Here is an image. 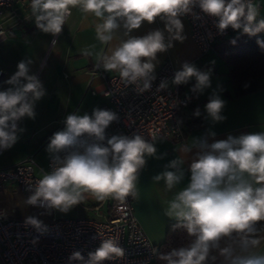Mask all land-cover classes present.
Returning <instances> with one entry per match:
<instances>
[{
  "label": "clouds",
  "instance_id": "9594fccd",
  "mask_svg": "<svg viewBox=\"0 0 264 264\" xmlns=\"http://www.w3.org/2000/svg\"><path fill=\"white\" fill-rule=\"evenodd\" d=\"M79 7L91 13L99 23L95 26L96 38L101 44L118 43L107 52L97 53L105 71H118L126 85H134L138 93L148 91L156 79L154 61L157 54L173 47V41L183 43L184 25L181 17L193 15L194 9L216 18L215 27L223 34L231 27L241 30L249 37L264 32V19L257 20L258 7L253 0H31V16L36 27L46 34L57 36L72 14ZM164 29L135 37L130 33L139 29L143 22L152 24L157 19ZM121 29L122 37H118ZM165 32L167 33V42ZM56 40L52 41L53 46ZM235 44L236 40L230 41ZM264 50V40L257 39ZM85 56L93 53L83 50ZM32 61L22 60L17 71L7 80L11 87L0 91V149H10L24 129L18 122L28 117L35 119V103L46 91L35 74H29ZM211 71H201L194 64L184 62L181 70L174 73L173 85L188 84L194 93H203L211 86ZM168 81L162 80L157 91L166 89ZM108 95V94H106ZM226 101L213 92L204 106L207 117L213 122L226 119L222 115ZM194 116L201 115L197 108ZM118 120L110 110L93 109L91 115L71 113L66 116L64 128L50 138L46 151L51 154L54 167L46 172L30 190L27 205L55 209L67 213L85 199V194L97 200L112 198L124 202L128 197L138 196L139 172L146 164V157H156L157 147L143 134L106 136V129ZM214 137L215 133H210ZM197 149L190 170V182L176 193L165 215L178 223L173 230L184 228L194 237L186 247L174 248L160 254L165 264H264V254H257L261 243L257 222L264 221V131L228 136L225 140L208 142L206 137L193 138L192 144L181 151L189 153ZM65 152L61 158L58 154ZM159 158V157H157ZM183 159H173L165 170L153 177L163 181L172 190L184 178ZM254 184L259 186H254ZM25 224L38 231H46L43 222L26 217ZM226 240L223 247L221 241ZM125 250L116 239H103L100 246L88 253L85 260L79 251L73 252L69 261L83 264H103L123 258Z\"/></svg>",
  "mask_w": 264,
  "mask_h": 264
},
{
  "label": "built area",
  "instance_id": "2783aa9c",
  "mask_svg": "<svg viewBox=\"0 0 264 264\" xmlns=\"http://www.w3.org/2000/svg\"><path fill=\"white\" fill-rule=\"evenodd\" d=\"M15 2L24 4L31 0H0V41L6 37L4 33L7 31L8 20L12 24L33 19L31 12L20 15L13 8ZM194 12L199 19L193 15L184 17L189 24L190 38L201 54L216 52L214 49L217 41L241 31L229 27L221 34L215 27L216 18L202 13L198 7ZM175 72L170 62L160 65L155 69L156 79L152 82L151 89L138 93L134 85L125 84L118 71L106 76L97 69L92 70L91 78L98 73L103 85L100 91H96L90 87L89 80L90 94L106 98L97 108L110 110L118 115V120L113 121L106 129V136L143 134L145 139L151 140L155 134L156 139L183 138L180 114L193 100V96L183 93L179 85L170 86L169 82ZM3 75L0 67V80ZM162 80H167L169 86L157 91ZM2 151L0 149V154ZM58 155L63 158L66 153ZM34 159V154H29L17 163L1 167L0 190L15 187L27 200L32 194L30 188L54 167L52 156L48 158L45 168L40 167ZM36 169L39 170V175L35 173ZM132 201V197L124 202L110 197L100 200L93 207L95 217L51 218L42 221L46 226V231L42 232L26 225L25 219L10 217L9 212L0 206V264H83L82 261H69V257L73 252L79 251L87 260L88 253L94 252L103 239H116L125 250L123 258L104 261L103 264H151L155 259L156 246L136 219ZM102 205H105L104 209L100 208Z\"/></svg>",
  "mask_w": 264,
  "mask_h": 264
},
{
  "label": "crops",
  "instance_id": "0c3cea01",
  "mask_svg": "<svg viewBox=\"0 0 264 264\" xmlns=\"http://www.w3.org/2000/svg\"><path fill=\"white\" fill-rule=\"evenodd\" d=\"M30 3L15 2L13 8L17 10L20 15L31 12ZM71 16L67 19L63 32V39L61 44L62 48L66 51L64 60V66L69 71L70 85L77 89L78 86L82 88V91L88 89V83L90 87L96 91L102 89L101 80L102 77L98 73L94 74L91 78V71L97 69L99 73L106 76H110L116 73V70L105 71L102 67L98 68L97 53H104L110 47H114L119 41L114 39L110 44L104 45L96 38L95 26L100 21L91 13H84L79 7L73 8ZM184 25V31L182 35L186 37L183 43L179 41H173V47L167 51L158 53L155 69L160 65L170 62L176 71L181 70L184 62L194 64L201 71H211L210 81L211 86L201 93H194L191 88L196 83L192 78L188 84H182L180 90L188 95L193 96V100L189 102V105L183 110L181 116H183V138H157L154 143L157 147L156 157H146V164L139 172V179L137 183L138 196L133 198L132 207L134 208L136 219L140 223L143 231L147 234L148 238L155 246H158L164 241L166 230L169 226L175 222H178L175 218H169L165 215V211L169 207V203L174 199L177 192L182 190L190 182V170L189 166L195 157L197 149L193 148L189 153H184L181 149L185 145H191L193 138L206 137L209 143L216 140H225L228 136L239 137L243 134H249L254 132L264 131V78L261 79L260 88L257 91L247 93L244 95L235 94L231 77L229 75L230 66L224 71H219V64L217 62L207 61V55L201 54L198 51V47L191 39L189 24L185 17H181ZM34 17L32 20L26 23H21L12 27L7 32L11 35L27 34L29 30L35 28ZM163 30L164 23L159 18L149 24L143 22L139 29L133 30L130 35L135 37H141L154 30ZM123 30L121 29L118 37H122ZM166 42L167 33L165 32ZM5 39H9L5 37ZM52 39H50V43ZM88 49L93 54L91 56H85L83 50ZM170 86H176L171 83ZM79 88V89H80ZM73 89V88H72ZM72 89L69 92L63 94V99L60 101V107H62L63 100L66 102L68 96L72 94ZM90 92V91H89ZM215 92L223 100L226 101L225 107L222 111V115L226 117L222 122H213L207 117L204 106L209 100V97ZM62 94V93H61ZM60 94V95H61ZM90 94V93H89ZM92 95V94H91ZM99 101L94 105V109L100 106L106 101L105 97L96 95ZM62 98V96H61ZM59 107V108H60ZM199 108L201 115L196 117L193 115L194 111ZM93 110L89 113V115ZM47 114V118H46ZM55 118L52 111H43L39 120L28 119L24 121L22 129L23 132L18 133L19 137V159L13 161L17 163L20 160L26 158L29 154H34L36 163L45 168L48 158L51 157L46 150L41 153L44 144L47 142L49 129ZM215 133L212 137L209 134ZM49 142V141H48ZM2 154V153H1ZM159 157V158H157ZM173 159H183L184 163L181 167L184 170V178L181 183L177 184L172 190H167L163 181L155 182L153 177L165 170V166ZM5 165L9 166L12 165ZM36 174L39 175V170L36 169ZM254 186H259L254 184ZM17 189L10 188L11 192ZM93 197V196H92ZM25 198V196H24ZM93 202L90 204V208L94 211V206L100 202L93 197ZM3 206V205H0ZM105 205L100 208L104 209ZM6 212L10 215L14 214V210L11 207L3 206ZM261 243L254 249L257 254H264V235L260 236Z\"/></svg>",
  "mask_w": 264,
  "mask_h": 264
},
{
  "label": "rangeland",
  "instance_id": "374dc122",
  "mask_svg": "<svg viewBox=\"0 0 264 264\" xmlns=\"http://www.w3.org/2000/svg\"><path fill=\"white\" fill-rule=\"evenodd\" d=\"M258 7L259 15L257 20L264 19V0H256L254 2ZM26 14V13H24ZM23 14V15H24ZM32 20V19H30ZM26 23L19 21L16 23H10V20L6 22L7 31L12 27ZM64 28V26H63ZM63 30V29H62ZM4 33L9 39H3L0 41V67L3 69L4 75L0 80V91L6 90L11 87L5 83L16 71L17 64L22 60H31L29 65V74H35L42 82L46 94L35 103V119L39 120L43 111H52L55 118L49 129L50 136L47 142L44 144L41 153L46 150L49 138L57 131L64 128L63 121L66 116L71 113L83 115L89 113L94 109L98 97H94L89 94V90H83L80 86L75 89L70 85L69 71L65 68L64 60L66 51L62 48L63 32L57 36L46 34L40 31L37 27L29 30L27 34L11 35L10 33ZM50 39L56 40V45L53 46ZM208 63L217 62L219 64V71H224L226 63L223 58L216 52H209L207 55ZM73 88V89H72ZM80 88V89H79ZM72 89L71 96L69 95L67 101L63 100L62 107H60V101L63 99V94L69 92ZM62 93V94H61ZM61 94V95H60ZM62 96V98H61ZM60 107V108H59ZM47 118V114H46ZM29 118L24 117L18 122V127L22 129L24 121ZM19 138L17 142L7 150H3L0 154V168L5 165L15 162L21 156L19 153ZM24 194L18 189L14 192L10 191L9 187H4L0 190V205L13 208L14 214L10 215L12 218L25 219L26 217H35L41 221H48L51 218H75V217H95L93 209L90 208V204L94 201L93 197L89 194H85V199L71 208L67 213H62L55 209H44L31 207L25 203ZM154 264V263H151Z\"/></svg>",
  "mask_w": 264,
  "mask_h": 264
},
{
  "label": "trees",
  "instance_id": "16d2710c",
  "mask_svg": "<svg viewBox=\"0 0 264 264\" xmlns=\"http://www.w3.org/2000/svg\"><path fill=\"white\" fill-rule=\"evenodd\" d=\"M257 39L264 40V32L249 37L240 31L224 37L215 44L214 51L223 58L224 63L231 67L229 75L235 94L239 96L257 91L260 88L261 79L264 78V50L257 45ZM232 40H236V43H230ZM183 119L180 114L181 126H183ZM176 223L178 222L169 226L164 241L156 246L154 264H165L158 258L160 254L168 253L174 248L186 247L194 239L188 236L182 227L173 230V225ZM256 227L259 229L258 237L264 235V221L257 222ZM225 242L226 240L221 241V247ZM211 255L217 257L215 264H220L222 257L218 255V251L213 250Z\"/></svg>",
  "mask_w": 264,
  "mask_h": 264
}]
</instances>
